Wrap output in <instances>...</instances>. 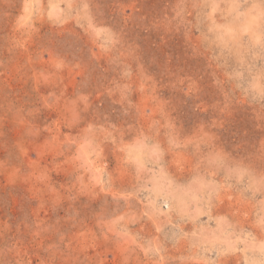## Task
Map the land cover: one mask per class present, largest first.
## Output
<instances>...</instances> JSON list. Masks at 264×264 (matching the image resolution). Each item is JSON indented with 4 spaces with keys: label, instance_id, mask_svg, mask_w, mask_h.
I'll use <instances>...</instances> for the list:
<instances>
[{
    "label": "rangeland",
    "instance_id": "rangeland-1",
    "mask_svg": "<svg viewBox=\"0 0 264 264\" xmlns=\"http://www.w3.org/2000/svg\"><path fill=\"white\" fill-rule=\"evenodd\" d=\"M0 264H264V0H0Z\"/></svg>",
    "mask_w": 264,
    "mask_h": 264
}]
</instances>
